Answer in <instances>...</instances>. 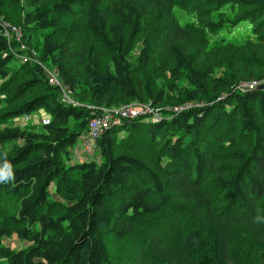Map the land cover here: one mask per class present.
Wrapping results in <instances>:
<instances>
[{"label": "trees", "instance_id": "1", "mask_svg": "<svg viewBox=\"0 0 264 264\" xmlns=\"http://www.w3.org/2000/svg\"><path fill=\"white\" fill-rule=\"evenodd\" d=\"M244 81H264V0H0V264H109L104 236L165 211L174 237L143 235L134 264H264V89ZM134 101L162 119H115L99 160L68 163L93 116ZM40 110L39 132L12 123Z\"/></svg>", "mask_w": 264, "mask_h": 264}, {"label": "rangeland", "instance_id": "2", "mask_svg": "<svg viewBox=\"0 0 264 264\" xmlns=\"http://www.w3.org/2000/svg\"><path fill=\"white\" fill-rule=\"evenodd\" d=\"M23 6H26V4L23 3ZM18 9L15 8L14 11H12L10 13L11 17L12 14L17 13ZM176 16L178 17V21L179 23H184L182 20V15L185 13H181L178 10H174ZM63 23H65L64 25H67V21L66 19L62 20ZM5 27L3 29V33L9 38H13L19 43L18 47L15 48L14 51H36L35 49L32 48V46H35L34 41L36 40V37L34 38L33 42H27L21 39V30L16 27L14 24L8 22V23H4L3 24ZM246 30L241 29V33H239L240 36L245 35ZM221 35V33L219 34ZM218 36V35H217ZM224 37L226 38H230V35H225ZM40 39V37L37 38L36 41H38ZM60 43H65V40H63L62 38H60L59 40ZM28 43V44H27ZM32 45V46H31ZM39 47V46H37ZM139 51V46H137L135 48V50L133 51V57H135L137 55V52ZM13 53V52H12ZM33 54V53H31ZM15 58L16 60L13 61V65H11V68L14 69L13 73H16L17 75H21V69L19 68L21 64H26L28 62H33L31 60V58H29V56H27L25 54V52L23 53H16L15 54ZM43 72L52 79V81L54 83H56L54 81V79L52 78V76L54 75L56 77V68L50 64H43L42 66ZM227 67H221L220 69L216 70V73H222L223 71L227 70ZM15 77V75H13ZM248 83L247 81L243 82V86H247L252 84ZM259 84V82L256 81V84ZM252 86H248V88H250ZM243 89H247V88H243ZM63 101H66L67 103H70V98L68 96H66L64 94V96L62 97ZM75 103V102H74ZM90 104V103H88ZM164 104V103H163ZM127 106H137L139 107L142 111L144 112H148L149 114L154 115H158V108H154L151 109L150 106L148 104L144 105V103L142 102H138L134 101L131 103H128ZM7 107V105L5 106V108ZM90 107V106H89ZM168 107V106H167ZM93 108V107H90ZM103 109H112V108H104ZM159 109H163L160 108ZM167 109V108H164ZM102 110V109H101ZM103 111V110H102ZM104 112V111H103ZM46 115L43 111H37L35 114L29 115V116H21L18 118H14L12 123L15 125H19L20 127L24 128V129H28V130H36V131H41L40 125L43 122V120H46ZM114 121V120H112ZM111 121V123H112ZM114 123V122H113ZM111 125V124H110ZM89 133V131H87L86 135H83L82 137L87 136ZM82 137L79 139L78 144L76 145L74 152L76 151V149L79 147V151H83L85 152L83 146H82ZM242 141V140H240ZM244 146H247V144H244ZM95 147H96V140L94 141V145H93V149L91 151L94 152L95 151ZM145 148V147H144ZM86 153V152H85ZM90 154V153H89ZM77 155L78 158H74L71 160V162L68 163H74L76 162V160H81L84 157V154H79L77 151ZM95 160H99L100 158H98L99 156L96 155V151L93 153V155ZM90 158L92 159V157H84V160H90ZM83 160V161H84ZM55 187H56V183H52V185L50 186V191L52 194V198L54 197L53 194L55 193ZM175 226L172 225V223L170 222V213L169 211H165L160 217H152V218H147L144 219L140 224L137 225V228L135 229V231H133L127 238H125L124 240H118V239H114L111 236H104L102 238L103 244L105 245L106 248V252H107V257H108V261L109 264H134V257L135 254L138 253L140 250H148V243L143 246L142 249H140L142 246H140L142 244V236L143 235H148L151 236V231H156L158 233V235L160 236V233L165 230L164 233H161L163 236L167 237L169 240L172 239V237H174V231H175ZM154 229V230H153ZM2 242L11 247V249H18V248H25L27 246V243L18 241V239L13 235L8 239H3ZM140 246V247H139ZM203 253L201 252L200 255H202ZM205 256V255H204ZM204 256L202 258H200L198 261V264H214L213 260L211 261L210 258H207Z\"/></svg>", "mask_w": 264, "mask_h": 264}, {"label": "built area", "instance_id": "3", "mask_svg": "<svg viewBox=\"0 0 264 264\" xmlns=\"http://www.w3.org/2000/svg\"><path fill=\"white\" fill-rule=\"evenodd\" d=\"M52 78L56 82V83H54L52 81V79L49 78V80L52 82V84H58L57 78L54 75L52 76ZM257 84H256V82H253L252 84L247 85V86H243V87L255 86ZM241 89L242 88H240V90ZM187 107H189V105L174 108L173 110L175 112H180V111L186 109ZM158 112H159V110H158ZM145 113H148V112L142 111L137 106H127V107L121 108L119 110H114L110 114H106L105 116L100 115V114H98L97 116L96 115L93 116L92 119H90L88 122V131H89L88 135L85 137H82V146H83L86 154L91 153V151L93 149L94 141L100 136V134L103 132V130H105L107 127L110 126L112 120L122 119V118L123 119H129V118L133 119V118H136L139 115H142ZM147 115L151 116V121H153V122H157V121H160V119H162L160 112L157 116L156 115L153 116L152 114H147Z\"/></svg>", "mask_w": 264, "mask_h": 264}, {"label": "water", "instance_id": "4", "mask_svg": "<svg viewBox=\"0 0 264 264\" xmlns=\"http://www.w3.org/2000/svg\"><path fill=\"white\" fill-rule=\"evenodd\" d=\"M264 89V81L263 82H260L259 84L255 85V86H252L250 88H247V89H241V91H253V90H263Z\"/></svg>", "mask_w": 264, "mask_h": 264}, {"label": "crops", "instance_id": "5", "mask_svg": "<svg viewBox=\"0 0 264 264\" xmlns=\"http://www.w3.org/2000/svg\"><path fill=\"white\" fill-rule=\"evenodd\" d=\"M78 149H79V147L76 149V151H78L79 154H83V151H79Z\"/></svg>", "mask_w": 264, "mask_h": 264}, {"label": "bare ground", "instance_id": "6", "mask_svg": "<svg viewBox=\"0 0 264 264\" xmlns=\"http://www.w3.org/2000/svg\"><path fill=\"white\" fill-rule=\"evenodd\" d=\"M137 264V263H136Z\"/></svg>", "mask_w": 264, "mask_h": 264}]
</instances>
